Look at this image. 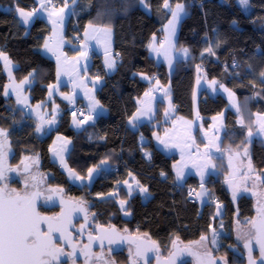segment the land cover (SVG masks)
Here are the masks:
<instances>
[{
    "label": "trees",
    "instance_id": "1",
    "mask_svg": "<svg viewBox=\"0 0 264 264\" xmlns=\"http://www.w3.org/2000/svg\"><path fill=\"white\" fill-rule=\"evenodd\" d=\"M145 1L147 8L142 6V0H76L72 6L66 29L72 41L80 42L75 36H83L88 25L110 27L114 32V51L120 53L116 57V70L110 75L106 74L101 57H95L91 72L100 69L103 78L96 97L107 113L91 123L88 119L80 130L71 125L70 105L57 97L62 109L59 125L48 136H42L37 131V121L13 98L4 95L8 79L0 62V127L11 145V161L17 164L30 157L39 165L49 185L63 188L86 202L97 220L150 237L162 247L164 254L171 250L174 241L193 243L201 237L209 241L212 228L220 222L215 217V204L207 203L201 209L197 201L188 200L187 189L191 184L198 186V179L190 176L184 185L178 186L173 169L177 155L165 154L152 138L156 131L163 130L165 106L160 104L152 122H145L137 129L128 125L138 109V99L155 78L171 83L174 103L180 105L178 112L191 117L197 79L203 72L234 91L240 102V110L236 112L229 109L225 95L213 96L202 90L199 113L202 125L209 127L214 116L227 110L224 149L216 158L218 173L211 175L207 185L212 194L225 202L226 211L221 220L225 222L226 232L216 253L229 264H246L243 245L236 242L233 229L236 223L246 226L252 222L256 201L245 193L235 201L224 177L229 171L228 151L249 147L253 171L264 178V141L249 140L247 134L253 128L255 115L264 112V0H250L251 9L247 13L237 0H176L187 8L177 47H186L190 56L177 60L170 78L165 63L157 62L148 47L153 36L162 35L171 12L159 5L161 0ZM0 4L3 6L0 7V52L15 63L16 79L34 75L35 83L29 88L33 102L51 104L48 87L57 81V67L54 59L42 53L51 25L41 18H36L30 27L20 23L16 10H32L37 6L35 0H0ZM208 48L212 49L211 53L206 51ZM77 50L67 51L73 54ZM55 132L71 139L66 160L79 176L88 177V170L103 162L118 169L110 167L102 171L91 187L71 182L53 162L48 148ZM140 136L148 138L143 146ZM146 149L151 152L150 158L144 155ZM129 180L138 184L133 193L124 186ZM21 185L22 182L14 186L18 189ZM140 188H147V193ZM183 264L192 262L187 260Z\"/></svg>",
    "mask_w": 264,
    "mask_h": 264
},
{
    "label": "crops",
    "instance_id": "2",
    "mask_svg": "<svg viewBox=\"0 0 264 264\" xmlns=\"http://www.w3.org/2000/svg\"><path fill=\"white\" fill-rule=\"evenodd\" d=\"M35 1L37 3L35 9H39V11L36 14H34L33 17L27 23L23 21V18L19 15V12L17 10H16V15H18L20 23L27 27H30L36 18L45 19L48 22V24L51 25V31L43 44L42 53L54 59L56 62L57 69L59 66V70H60L59 75L56 73V77H57L56 83L48 87L49 93L51 92V95L48 94V99L51 100L50 101L51 104H49L48 102L47 103L36 102V103H38L39 106H42V108H44L47 107L48 104H49L48 106H51L58 97L59 99L63 100L65 103L70 105L71 111L73 110L72 108L74 106L78 105L79 103H84L87 106V108H89V112H90L89 117H91L89 119V122L90 123L94 122L97 120L99 116H101L102 114H106L107 109L99 102V106L96 108V110L90 111L89 96H93L95 97L96 100H98V98L96 97V93L100 88V85H102L103 83V78L97 79L94 76V74L91 72V68L93 66V63L95 62V57L100 56L101 64L104 66V70L107 75H110L116 70V64L113 68L111 69L108 68L106 54H105L107 49V52L110 55L111 59L115 60L116 63V57L113 55V51L115 50L113 29L110 27L105 28L98 25L97 26L88 25L87 28L82 32L84 39L83 41H80L84 47L81 48L80 46L77 45L74 47L70 42L71 39L69 38L68 34H66L67 31L66 29L69 24L68 22L72 17L71 7L67 6L65 8L64 6L65 9L63 13L59 15H51L53 12L58 13L59 9L63 7H51L50 3L47 0H35ZM41 4L44 5L43 8L41 7ZM74 4L75 3H73L72 6ZM168 4H169V8L166 9L171 12V10L175 9V6L176 4H178V2L176 0H168ZM179 4L184 5V3H179ZM159 5L164 6V0H161ZM0 7L3 6L0 4ZM19 9H23L26 12H30L34 8H32V10H26L24 8H19ZM186 14H187V8L184 5V12L181 13V18L179 22L176 24L175 33L173 35H170L168 30V22L169 20L172 19L170 15L168 22H166V24H164L162 28L163 30L162 35L160 37L156 36L157 38H152L151 43L149 44L148 47L151 56H153L157 62L165 63L166 73L168 74L169 78L174 73L173 71L177 60H185L190 56V52L186 47L184 48L177 47V38L180 32L179 28ZM53 21H55V23H53ZM55 25L62 27L60 34H62L63 36H59L57 38L54 37L55 35L53 34L54 32L53 30ZM103 30H110V31L106 33ZM85 33H87V36L85 35ZM45 44L48 45V48H45ZM68 48L73 50L78 49L77 53H73V54L69 53L67 51ZM183 49L188 50L187 54H185L184 51H182ZM85 52L87 53L86 57L82 55V53ZM4 54L6 55L7 60L10 62L7 63L3 57H0V62L3 64V69H5L8 79V82L6 83L3 89L4 95L6 97L13 98L17 102V104H18L17 101L18 99L16 98L17 95L20 96L19 98L21 101L26 102L25 99L27 98H25V96L28 93H30L29 88L35 83V78H33L34 75L32 74L27 77H24L23 80L16 79L15 77L16 65L6 53ZM57 57H59V61L57 60ZM169 59L171 60V63H169ZM91 76L94 77L92 78V80H91ZM212 82L213 80L206 77V75L203 72L201 76L198 77L196 90L194 92L195 93L194 102H193L194 111H193V115L190 117V116L182 115L178 112L177 104L174 103V97L171 90V83L169 81L163 82L161 78H155L151 83L152 85L138 99L137 101L138 109L133 114L132 118H130L128 121V125L130 128L137 129L140 125L144 124L145 122H152L153 120H155L160 104L165 106V111H164L165 119L163 122V130L161 132L156 131L153 134L152 138L154 140L155 145L158 148H160L165 154L177 155L178 160L175 162L173 166L176 184L180 186L186 183L185 182L183 184L181 181L177 182L178 181L177 172L179 170L182 174L184 173V178L186 177V181L187 178H189L190 176H195L198 179L199 185L196 186L198 192L200 190L199 186H201V184L205 185L207 189H209L207 185L208 180L210 179L211 175H216L218 173V168L216 167V158L220 157L221 151L224 149L222 145L223 136H224L223 133L227 129V125L225 124L227 114L225 112H220L218 115L214 116L210 122L209 127H205L204 125H202V117L201 114L199 113L200 92L202 90H207V92H210V94L214 96L209 86L210 84H213ZM221 85L222 83L219 81L215 83L217 90H219L220 92H225L224 89L220 87ZM71 86L76 88L77 94L76 97L74 98L71 97V92H70L72 89ZM145 93H148V95H145ZM219 94H223V93H219ZM66 97H71V99H67ZM57 103L59 104V109L61 110L59 114L60 116L62 114L61 104L60 102ZM18 106L20 107L19 104ZM239 108H240V102H239ZM141 113L144 114L141 115ZM73 114L75 113L71 112V120L72 117H74L75 120L79 122L77 115L75 114V116H73ZM59 116H58V120H59ZM32 117L34 118L35 121L38 122L37 117L34 116ZM133 117H137V119L133 120ZM71 125L75 130H80L83 127V124L80 125V128L75 127L73 124V120ZM56 128L52 130H55ZM56 134L57 133L55 132L52 136V141H51L52 143L49 147V151L52 148L53 140L56 139ZM139 138H140L141 146L145 145V143L148 141V138L144 136H140ZM71 145L72 142L70 144V147ZM144 155L147 158H150L151 152L146 149L144 150ZM228 156L229 158L227 164L230 170L232 167V163L234 162L231 150L228 151ZM183 158L188 162H185L183 164L180 163ZM247 159H248L247 166H249L250 175L253 176L254 174L257 175L255 171H253V167L250 164L249 154H247ZM211 165H215V168L211 167ZM110 167H111L110 164L107 162L95 164L93 166V168H96V171L98 172L97 175H100L102 171L109 169ZM202 174H203V178H202ZM245 174L246 173H244L243 176ZM224 178H225L224 182L226 186L227 179L226 177ZM124 186L131 193H133L134 189L138 188V184L135 183V181L131 182L130 180L129 182L126 181ZM208 196L210 203L212 199L216 197L214 194H212L211 189H209ZM197 200H198L197 202L199 203L200 201L199 198H197ZM124 205H126V203Z\"/></svg>",
    "mask_w": 264,
    "mask_h": 264
},
{
    "label": "flooded vegetation",
    "instance_id": "3",
    "mask_svg": "<svg viewBox=\"0 0 264 264\" xmlns=\"http://www.w3.org/2000/svg\"><path fill=\"white\" fill-rule=\"evenodd\" d=\"M11 157L5 155L4 147L0 143V168L4 170L5 175V179L0 183V188H4L6 194L13 191L12 189H16L21 195L41 193L42 199L39 207L43 217L60 218L59 222L56 219L52 220L53 229L60 226L62 231L51 233L54 248L57 250V259L46 257L49 264H155L156 261L168 256L169 253L164 254L162 247L159 246L161 249L159 251L153 245H147L132 237L133 234L129 231L121 230L113 225H105L97 220L86 202L69 195L63 188L46 184L37 176L29 182L19 180L21 168L19 163L14 164L11 161ZM21 182L22 187L17 189L14 185ZM61 192L66 198L67 210L65 203L55 206L57 202H60L59 193ZM257 208L261 214H264V202L259 203ZM66 211V218L61 219L60 216ZM70 221H74V223L71 224ZM41 229L43 232L48 231L47 221L41 223ZM248 234L249 239L242 245L254 241L256 232L250 229ZM90 237L91 239H89ZM109 239L113 242L109 243ZM137 245H140V253L137 251ZM253 250L258 258L260 251L256 243H254ZM204 251L211 252L202 250V252ZM216 255L221 257L217 253ZM187 260L194 264L190 259H184L180 264Z\"/></svg>",
    "mask_w": 264,
    "mask_h": 264
},
{
    "label": "rangeland",
    "instance_id": "4",
    "mask_svg": "<svg viewBox=\"0 0 264 264\" xmlns=\"http://www.w3.org/2000/svg\"><path fill=\"white\" fill-rule=\"evenodd\" d=\"M146 1L142 0L141 4L142 6H144L145 8H147L146 6ZM237 3L244 9V11L247 13L250 11L251 9V4H250V0H248L247 5H242L239 3V0H237ZM64 8V7H63ZM65 9V8H64ZM109 28V27H108ZM62 30L61 26L55 25L54 26V32L53 34L55 35L54 37L57 38L59 36H63L62 34H60ZM65 34V33H64ZM153 38H157L156 35L153 36ZM72 46H80L81 48H83V44L80 43H75L74 41L70 40ZM202 72L199 73V76H201ZM198 76V77H199ZM91 76V80H92ZM213 81H216L215 79H213ZM92 82V81H91ZM218 82V81H216ZM224 86V88H227L229 90V92H220L219 90H217L215 84H210V88H211V92H213L214 96L219 95V93H223L225 95V97L228 99V102H230L229 104V109L232 108L234 109L236 112L237 111V106L239 107V102L237 100V96L235 94L234 91H232L230 88L226 87V85L222 84ZM72 87V86H71ZM71 97L74 98L76 97V88L72 87L71 89ZM231 93V96H230ZM20 96L17 95L16 98L18 99V104L20 105V107H22L25 111L28 112L29 115H32L34 117H37L38 122H37V129L39 128L40 131H38L42 136H48L49 133L52 132V129L56 128L59 124V120H58V116L61 112V110L59 109V104L54 101L53 104L51 106L44 107L42 108V106H39L38 103H34L33 100H31V95L30 93H28L25 98L26 102H23L20 100L19 98ZM233 101H235V103H233ZM240 110V108H239ZM227 110H224V112L226 113ZM73 112V110L71 111ZM227 114V113H226ZM261 117H264V112L262 113H257L255 115V119H254V125L253 128L249 129V131L252 132V136L249 137V140H253L254 138H261L264 141V131H260L259 130V125H258V120H260ZM54 120V123H48V121H52ZM73 120V124L75 127H79L80 125L77 126V123H75L74 117H72ZM242 119H239V122H241ZM78 122V121H77ZM0 130L1 129L0 127ZM249 133V132H248ZM57 137H60V139H57ZM71 139L62 135V134H56V139L53 140V145L52 148L50 150V153L52 154V160L54 163H57L62 170L65 171V173L68 175V178L70 179L71 182L83 187H91L93 185V181L96 179V177L98 176V172L96 171V168H93L94 171L91 173V178L88 177H81L78 175V173H76L72 168L69 167V164L67 163V155H68V151H69V147L71 144ZM0 143L3 145L4 147V152L5 155H7V157H11V153H12V149H11V145L9 144V141L7 140L6 136L4 135H0ZM62 147L66 148V151L63 152V157H64V163L61 164L60 162V158L58 156L55 155L54 149L59 151ZM232 155H233V160L234 162L232 163V167L231 169L226 173L225 177H226V186L230 191V194L232 196V198L237 201L238 197L242 194H248L251 195L253 198H255L256 204L257 202H262L264 201V178L262 176H258L254 174L250 175L249 173V166H247V154H249V147H242L240 149H234L232 148ZM245 152L247 154H245ZM25 160V161H24ZM23 161H21L18 165L21 168V174L19 175V180H22L24 182H29L31 181L35 176L38 177V179L40 178L41 181L47 183L46 177L45 175H43L42 173H40L39 171V165L37 163H35V161L33 159H31L30 157H28V159H24ZM188 162L186 160H184V158L182 159V161L180 163H185ZM69 169L72 170L73 175L69 174ZM246 173L244 176L243 174ZM238 178H237V177ZM75 177H80L81 179H76ZM184 180H183V179ZM179 181H181L183 184L186 182V177L184 178V173L181 175L180 179H177ZM199 192L200 195H197L199 198V205L200 208L202 209V207L207 204L210 203L209 200V189H207V187L205 185H203V187L199 186ZM15 193H18L19 191H17L16 189H12ZM235 192V195H233V193ZM215 217L220 219L219 221V225L217 227L212 228L211 232V238L208 241L206 238L203 240H199L193 243H181L183 245L186 246H191V247H195L196 249L199 250H208L211 251L213 253H216L217 250H219V248L221 247V245L223 244L222 242V236L225 235V222H223L221 220V218L224 216L225 213V202L223 201H218L215 204ZM249 225L246 226H241V224L236 223L234 226V235H235V240L236 242L239 243H243L245 242L248 238V231H250ZM249 228V230H248ZM215 234V243H213V235ZM229 234V233H228ZM171 251V250H170ZM170 251L168 253H170ZM167 253V254H168ZM218 254V253H217ZM221 256V255H220ZM222 257V256H221ZM223 258V257H222ZM225 260V259H224ZM226 261V260H225Z\"/></svg>",
    "mask_w": 264,
    "mask_h": 264
},
{
    "label": "snow or ice",
    "instance_id": "5",
    "mask_svg": "<svg viewBox=\"0 0 264 264\" xmlns=\"http://www.w3.org/2000/svg\"><path fill=\"white\" fill-rule=\"evenodd\" d=\"M75 3V0H73ZM239 3L242 5H247L248 0H239ZM43 8L44 5L41 4ZM67 4H65V8ZM164 7L169 8L168 0H164ZM19 15L23 18V21L27 23L34 14H36L39 9H33L30 12H26L23 9H17ZM64 12V8L59 9V12H53L51 15H59ZM184 12L183 4H176L175 9L171 10L172 19L168 22V30L169 34L173 35L175 33L176 24L179 22L181 18V13ZM62 19V17H61ZM55 23V21H53ZM91 26V25H90ZM106 33L110 30H103ZM87 36V33H85ZM45 48H48V45L45 44ZM185 54H187V49H183ZM209 53L212 52L211 48L206 49ZM106 60L107 66L109 69L115 66V60L111 59L110 55L106 49ZM83 56H87V53H82ZM0 57H3L7 63H10L7 60L6 55L3 52H0ZM59 61V57H57ZM169 63L171 60L169 59ZM59 66L57 69V74L59 75ZM26 82V81H25ZM213 84L216 82L213 81ZM224 89V91L229 92L227 88H224L223 85L220 86ZM51 95V92L49 93ZM148 95V93H145ZM231 96V93H230ZM67 99H71V97H66ZM90 101V111H95L99 106V101L95 99L93 96H89ZM235 103V101H233ZM237 111H239V107L237 106ZM144 113H141L143 115ZM75 116V114H73ZM91 117H87L85 119H90ZM137 117H133V120H136ZM79 126L83 121H74ZM48 123H54V120L48 121ZM259 130L264 131V117H261L258 120ZM40 131V129H37ZM0 135L6 136V133L3 130H0ZM248 136H252V132L249 131ZM60 139V137H57ZM207 147V146H206ZM66 151V148L62 147L59 151L54 149L55 155L60 158L61 164L64 163L63 152ZM245 154H247L245 152ZM207 167V166H206ZM211 167L215 168V165H211ZM89 178H91V173L94 169H89ZM69 174L73 175L72 170L69 169ZM182 173L178 170L177 179L181 178ZM76 179H81L80 177H75ZM203 178V174H202ZM5 179L4 170L0 168V183ZM203 187V184H201ZM141 192L147 193V188H140ZM39 195V193L32 194H24L20 195L19 193H15L14 191L5 193L4 188H0V264H49V261L46 257H50L53 260L57 259L56 252L57 250L53 245V237L51 233L53 231H62L60 226H57L55 229L52 227V220L56 219L58 222L60 218H48V217H40L35 212L34 201L35 198ZM200 195V193H197ZM235 195V192L233 193ZM44 221L48 222V231H41L40 224ZM254 228L256 229V240L260 244L261 255L264 257V218L261 219L259 224H254ZM91 239V237L89 238ZM205 239V237H201V240ZM113 241L109 239V243ZM213 243H215V234L213 235ZM250 243L246 244V247H249V251L251 252ZM137 251L140 253V245H137Z\"/></svg>",
    "mask_w": 264,
    "mask_h": 264
},
{
    "label": "water",
    "instance_id": "6",
    "mask_svg": "<svg viewBox=\"0 0 264 264\" xmlns=\"http://www.w3.org/2000/svg\"><path fill=\"white\" fill-rule=\"evenodd\" d=\"M59 195H60L59 197L60 202H57L55 206H61L64 203H65L64 205L66 206L67 202H66L65 196L63 195V192L59 193ZM41 199H42V196L40 193L35 198L34 207H35V212L37 213V215L40 217H43V214L40 213V207H39ZM71 203H74V201L73 202L71 201ZM259 203L261 202L260 201L257 202V205L254 207L256 213L249 226V228L251 230H254L255 232H256V229L254 228V224H259L261 219L264 218V214H261L260 210L257 208ZM82 207L84 208L83 205ZM67 209H68V206H66V210ZM66 213L67 211L60 216L61 219L66 218L65 216ZM70 223L73 224L74 221H70ZM40 228H41V224H40ZM41 231H43V229H41ZM132 237H135L141 240L142 242H145L147 245H153L159 251L161 250L159 245H157V243L148 236L142 235L138 237L137 235L133 234ZM254 243L258 245V248L260 251V256H258V258H256V253L253 250ZM250 247H251V252L249 251V247H246V244L243 245V249L245 252V263L246 264H264V257H262L261 255L260 244L257 242L256 236H255L254 241L250 243ZM184 259H190L193 261L194 264H229L227 261L224 260V258L218 257L216 253L205 252V251L202 252L201 250L196 249L195 247L183 245L181 244L180 241H174L173 246L168 256L162 258L160 261H156L155 264H180L181 262H183Z\"/></svg>",
    "mask_w": 264,
    "mask_h": 264
},
{
    "label": "built area",
    "instance_id": "7",
    "mask_svg": "<svg viewBox=\"0 0 264 264\" xmlns=\"http://www.w3.org/2000/svg\"><path fill=\"white\" fill-rule=\"evenodd\" d=\"M49 3H50V6L51 7H63L65 4H67V6L69 7H72V0H47ZM75 38L78 40V41H83L84 37L81 35V34H76ZM113 55L115 57H118L120 56V53L118 51H113ZM234 65L236 66L237 65V62L234 63ZM104 67V66H103ZM202 67V66H201ZM100 69L99 70H96L94 72V76L97 78V79H100L102 78V75L100 74ZM158 75H156V77H158ZM180 105L177 104V108H179ZM73 113H75L77 115V118L79 119V121H83V125H85L88 121V119H85L87 117H89L90 115V112H89V108H87V106L84 104V103H79L78 105L74 106L73 108ZM50 147V145H49ZM48 147V148H49ZM113 170H117L118 167L116 165H114L113 167H111ZM188 200L189 201H193V202H196L198 201L197 200V192H198V189L196 188L195 185H190L188 187ZM220 201V199H218L217 197L213 198L212 201H211V205H213V203H216Z\"/></svg>",
    "mask_w": 264,
    "mask_h": 264
}]
</instances>
